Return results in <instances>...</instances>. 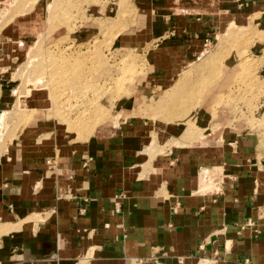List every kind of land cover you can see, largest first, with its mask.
<instances>
[{"label":"crops","instance_id":"0c3cea01","mask_svg":"<svg viewBox=\"0 0 264 264\" xmlns=\"http://www.w3.org/2000/svg\"><path fill=\"white\" fill-rule=\"evenodd\" d=\"M133 1L172 56L264 15V0ZM201 132L190 148L157 152L129 121L50 168L38 132L25 134L28 150L2 148L0 264H264V141Z\"/></svg>","mask_w":264,"mask_h":264},{"label":"rangeland","instance_id":"374dc122","mask_svg":"<svg viewBox=\"0 0 264 264\" xmlns=\"http://www.w3.org/2000/svg\"><path fill=\"white\" fill-rule=\"evenodd\" d=\"M135 4L0 0V150H28L25 134L38 132L48 146L38 163L50 168L129 121L144 126L157 152L190 148L201 130L243 128L264 141V117L255 115L264 92V15L216 35L210 25L212 39L193 56L186 47L172 56Z\"/></svg>","mask_w":264,"mask_h":264},{"label":"built area","instance_id":"2783aa9c","mask_svg":"<svg viewBox=\"0 0 264 264\" xmlns=\"http://www.w3.org/2000/svg\"><path fill=\"white\" fill-rule=\"evenodd\" d=\"M259 106V105H258ZM261 114V117H264V105H261L258 107V111L255 113V115Z\"/></svg>","mask_w":264,"mask_h":264},{"label":"bare ground","instance_id":"6f19581e","mask_svg":"<svg viewBox=\"0 0 264 264\" xmlns=\"http://www.w3.org/2000/svg\"><path fill=\"white\" fill-rule=\"evenodd\" d=\"M172 94H174V93H172ZM175 97V96H174ZM84 118V117H83ZM71 125V124H70ZM88 126V125H87Z\"/></svg>","mask_w":264,"mask_h":264}]
</instances>
